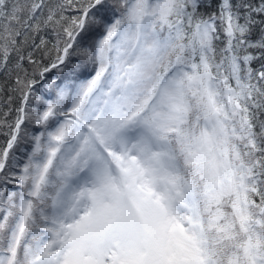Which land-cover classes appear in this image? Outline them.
Segmentation results:
<instances>
[{"label":"snow or ice","instance_id":"obj_1","mask_svg":"<svg viewBox=\"0 0 264 264\" xmlns=\"http://www.w3.org/2000/svg\"><path fill=\"white\" fill-rule=\"evenodd\" d=\"M0 264H264V0H0Z\"/></svg>","mask_w":264,"mask_h":264}]
</instances>
